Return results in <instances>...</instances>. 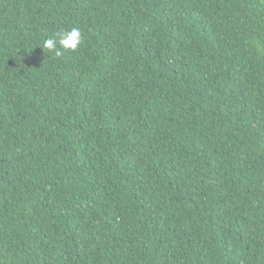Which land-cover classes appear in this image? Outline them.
I'll return each instance as SVG.
<instances>
[{"label":"trees","instance_id":"1","mask_svg":"<svg viewBox=\"0 0 264 264\" xmlns=\"http://www.w3.org/2000/svg\"><path fill=\"white\" fill-rule=\"evenodd\" d=\"M0 264H264V0H0Z\"/></svg>","mask_w":264,"mask_h":264},{"label":"clouds","instance_id":"2","mask_svg":"<svg viewBox=\"0 0 264 264\" xmlns=\"http://www.w3.org/2000/svg\"><path fill=\"white\" fill-rule=\"evenodd\" d=\"M59 39H46L43 42L42 49L55 51L56 55H61V51L57 50V43L61 49L75 50L82 41V34L78 28H71L70 30H61L56 34Z\"/></svg>","mask_w":264,"mask_h":264}]
</instances>
